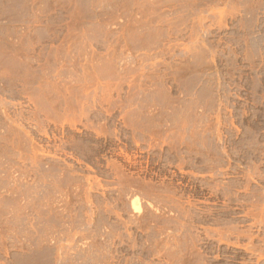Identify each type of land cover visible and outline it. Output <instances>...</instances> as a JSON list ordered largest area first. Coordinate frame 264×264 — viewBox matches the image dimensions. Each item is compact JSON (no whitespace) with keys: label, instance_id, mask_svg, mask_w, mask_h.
<instances>
[{"label":"rangeland","instance_id":"rangeland-1","mask_svg":"<svg viewBox=\"0 0 264 264\" xmlns=\"http://www.w3.org/2000/svg\"><path fill=\"white\" fill-rule=\"evenodd\" d=\"M0 264H264V0H0Z\"/></svg>","mask_w":264,"mask_h":264},{"label":"bare ground","instance_id":"bare-ground-1","mask_svg":"<svg viewBox=\"0 0 264 264\" xmlns=\"http://www.w3.org/2000/svg\"><path fill=\"white\" fill-rule=\"evenodd\" d=\"M136 205H137V204H136ZM136 205H135V206H136Z\"/></svg>","mask_w":264,"mask_h":264}]
</instances>
